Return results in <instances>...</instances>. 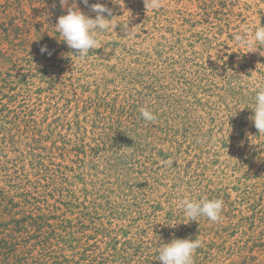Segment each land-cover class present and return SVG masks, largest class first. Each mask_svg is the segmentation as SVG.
<instances>
[{
  "label": "rangeland",
  "instance_id": "1",
  "mask_svg": "<svg viewBox=\"0 0 264 264\" xmlns=\"http://www.w3.org/2000/svg\"><path fill=\"white\" fill-rule=\"evenodd\" d=\"M96 3L110 27L81 58L55 25ZM260 25L264 0H0V222L32 215L15 262L161 264L199 238L194 264H264V46L234 40ZM184 198H221V219Z\"/></svg>",
  "mask_w": 264,
  "mask_h": 264
},
{
  "label": "clouds",
  "instance_id": "2",
  "mask_svg": "<svg viewBox=\"0 0 264 264\" xmlns=\"http://www.w3.org/2000/svg\"><path fill=\"white\" fill-rule=\"evenodd\" d=\"M60 2L64 5L67 0H60ZM82 3L87 5L88 0H82ZM91 11L96 14L95 18L89 17L78 9L68 8L67 14L60 16L55 25L62 41L70 49L75 50L76 55L81 58L87 57L90 49L94 50L100 46L99 33L107 31L110 27L109 21L111 20L105 18V14L111 16V9L105 4L96 3L91 6ZM124 25V30L128 34L131 30L127 29V24ZM234 40L237 45L255 48L256 51L258 46H264V25L252 30L245 28L235 35ZM45 52H47V47L43 46L41 53ZM48 54L51 55V53ZM252 109L254 115L251 119L254 121V126L259 133H264V88L256 91ZM141 116L148 122L156 120L154 113L147 108L141 109ZM167 163L171 165L173 161L169 160ZM223 206L224 201L221 198L199 200L184 198L178 204V208L189 221H197L201 217H206L210 222H218L221 219ZM201 246L202 241L199 238L194 240L191 238L173 239L159 249L158 260L161 264H194V255Z\"/></svg>",
  "mask_w": 264,
  "mask_h": 264
},
{
  "label": "trees",
  "instance_id": "3",
  "mask_svg": "<svg viewBox=\"0 0 264 264\" xmlns=\"http://www.w3.org/2000/svg\"><path fill=\"white\" fill-rule=\"evenodd\" d=\"M4 194L5 193L3 189L0 188V213H3L1 207L4 204H6V200L3 199V197L5 196ZM26 203L28 204V202ZM8 205L12 208V210H10L5 214H8L7 217H15L14 215H12V212L13 209H16L17 207L13 204V202L8 203L7 206ZM31 221H32V215H25L23 219H19V220L12 219L9 221V223L0 222V264H18V262H15V255L17 253V245H18L17 241L20 238L17 236V234L25 232L26 228L23 227L22 225L25 223L30 224ZM88 251L89 249L86 250V252ZM49 254H51V252H47V254L43 256L42 260L39 261V264H50V261L54 258H52ZM83 257H84L83 259L80 258V261L83 260L86 261L88 258H90L89 256H83ZM71 263L72 261L62 260V261L53 262L51 264H71Z\"/></svg>",
  "mask_w": 264,
  "mask_h": 264
}]
</instances>
